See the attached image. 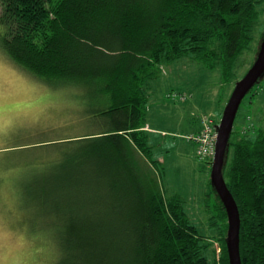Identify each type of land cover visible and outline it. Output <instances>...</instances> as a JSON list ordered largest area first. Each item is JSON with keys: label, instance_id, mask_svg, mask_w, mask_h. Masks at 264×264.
Listing matches in <instances>:
<instances>
[{"label": "trees", "instance_id": "16d2710c", "mask_svg": "<svg viewBox=\"0 0 264 264\" xmlns=\"http://www.w3.org/2000/svg\"><path fill=\"white\" fill-rule=\"evenodd\" d=\"M0 2L7 54L51 86L80 87L98 128L74 140L84 144L74 159L94 186V202L56 205L42 191L31 205L44 228L49 218L65 225L57 264H230L228 216L212 181L215 236L201 232L182 197L163 193L161 160L145 128L146 89L162 65L184 57L222 67L225 80L237 83L260 49L263 32L256 48L253 42L264 0ZM247 51L252 64L245 71ZM234 133L233 127L223 174L240 210L242 264H264V132L236 140ZM134 149L153 162L155 174L143 172Z\"/></svg>", "mask_w": 264, "mask_h": 264}, {"label": "rangeland", "instance_id": "374dc122", "mask_svg": "<svg viewBox=\"0 0 264 264\" xmlns=\"http://www.w3.org/2000/svg\"><path fill=\"white\" fill-rule=\"evenodd\" d=\"M3 5L0 2V15ZM259 10L262 15L254 48L264 31V3ZM249 54H243L242 61ZM251 64L249 56L245 71ZM158 72L146 89L149 108L145 128L153 157L161 160L163 193L168 198L182 197L201 232L215 236L217 231L209 222L214 209V157L199 156L194 136L203 128L205 118L215 125L221 122L236 82L225 80L222 67L209 68L188 57L165 63ZM80 91V87L51 86L15 62L0 44V264H57V238L61 242L65 225L49 218L44 228L33 219L36 207L31 205L35 206L42 191L56 205L96 199L94 186L87 183L86 174L80 173L75 162L84 144L74 140L98 129L88 117ZM234 131V140L264 132V79L242 101ZM134 152L143 172L155 174L153 162L136 149ZM80 175L85 180L78 181ZM210 241L211 252L217 257L219 241L216 237Z\"/></svg>", "mask_w": 264, "mask_h": 264}, {"label": "water", "instance_id": "95a60500", "mask_svg": "<svg viewBox=\"0 0 264 264\" xmlns=\"http://www.w3.org/2000/svg\"><path fill=\"white\" fill-rule=\"evenodd\" d=\"M263 75L264 31L257 57L244 76L237 81L225 106L221 122L217 125L218 136L211 169V181L223 201L228 216L227 249L230 264H242L240 251L241 216L238 203L224 177L223 166L240 105L254 85L262 79Z\"/></svg>", "mask_w": 264, "mask_h": 264}, {"label": "built area", "instance_id": "2783aa9c", "mask_svg": "<svg viewBox=\"0 0 264 264\" xmlns=\"http://www.w3.org/2000/svg\"><path fill=\"white\" fill-rule=\"evenodd\" d=\"M203 128L196 133V140L198 141L197 152L200 157H215L216 153V143L218 130L217 125L212 124V122L205 118L203 120Z\"/></svg>", "mask_w": 264, "mask_h": 264}, {"label": "bare ground", "instance_id": "6f19581e", "mask_svg": "<svg viewBox=\"0 0 264 264\" xmlns=\"http://www.w3.org/2000/svg\"><path fill=\"white\" fill-rule=\"evenodd\" d=\"M29 69V68H28ZM28 71V70H27Z\"/></svg>", "mask_w": 264, "mask_h": 264}]
</instances>
